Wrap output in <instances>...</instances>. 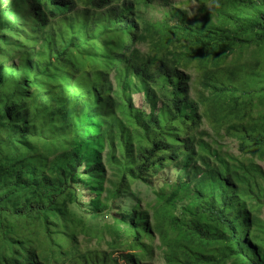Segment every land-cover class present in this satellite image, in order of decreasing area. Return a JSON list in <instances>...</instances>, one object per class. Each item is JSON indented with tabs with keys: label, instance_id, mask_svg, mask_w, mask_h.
I'll list each match as a JSON object with an SVG mask.
<instances>
[{
	"label": "trees",
	"instance_id": "16d2710c",
	"mask_svg": "<svg viewBox=\"0 0 264 264\" xmlns=\"http://www.w3.org/2000/svg\"><path fill=\"white\" fill-rule=\"evenodd\" d=\"M197 2L0 0V264H264V0Z\"/></svg>",
	"mask_w": 264,
	"mask_h": 264
},
{
	"label": "rangeland",
	"instance_id": "374dc122",
	"mask_svg": "<svg viewBox=\"0 0 264 264\" xmlns=\"http://www.w3.org/2000/svg\"><path fill=\"white\" fill-rule=\"evenodd\" d=\"M160 5L156 6L154 10L147 9L152 13V15L155 17V20H158L159 17H161L162 13L169 9L170 7L176 6L184 11L188 12V20L193 22V18L195 14L198 13V2L197 0H159ZM202 18V15H201ZM148 48V47H147ZM134 99L138 107L142 106L143 103V94L141 92H136L134 94ZM205 128L207 129L208 133L213 134L214 128L210 123L205 124ZM213 144L214 142L211 141ZM217 147L223 151L228 152L231 151L234 154H237L239 151V145L236 143V141H233L231 139H222V141H219V144ZM264 170V163L261 165ZM157 176V175H156ZM154 176L153 178H150V181L156 179ZM147 193H145V196L150 195V189H146ZM145 191V192H146Z\"/></svg>",
	"mask_w": 264,
	"mask_h": 264
}]
</instances>
